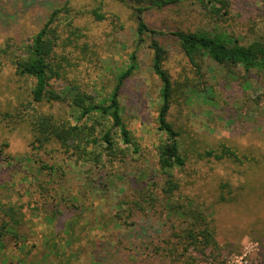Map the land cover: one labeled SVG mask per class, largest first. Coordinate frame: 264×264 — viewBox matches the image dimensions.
Masks as SVG:
<instances>
[{
  "label": "rangeland",
  "instance_id": "1",
  "mask_svg": "<svg viewBox=\"0 0 264 264\" xmlns=\"http://www.w3.org/2000/svg\"><path fill=\"white\" fill-rule=\"evenodd\" d=\"M65 1L0 0V46L17 34H34L51 9ZM68 1L79 28L67 48L72 64L65 67L63 78L51 81L55 87L71 81L84 92L107 96L136 50L137 68L125 80L119 101L123 122L139 152L100 167L105 174L122 178L115 182L119 189L103 192L92 183L97 168L74 156L66 158L59 152L50 156L33 149L25 125L11 130L0 126V145L8 144L3 150L12 156L10 164L0 160V223L8 218L7 206L25 204L21 225L12 230L22 244L0 247V264L193 263L180 254L178 235L185 224L160 212L166 200L164 177L154 171L141 190L124 185L131 177L135 180L134 167H144L151 174L157 166L156 146L166 138L157 122L161 83L151 67L152 36L145 33L138 40V19L163 31L155 38L167 49L163 67L174 85L168 119L180 131L186 162L175 171L179 188L172 199L188 201L213 219L221 252L214 264H264V73L242 66L228 68L206 55L198 57L194 66L165 35L175 29L212 32L218 25L241 43L264 41V0H231L229 13L220 17L206 13L197 0L148 7L140 13L122 0ZM98 7L106 15L103 20L88 13ZM4 58L2 111L8 104L30 101L27 93L32 82L15 75ZM61 108L70 118V107ZM41 109L54 112L57 106L45 104ZM222 144L236 150L242 161L197 158L204 149ZM39 159L54 163L53 168L37 171ZM39 182L47 188L42 184L37 194ZM139 204L144 210L130 216ZM117 216L131 223L125 225Z\"/></svg>",
  "mask_w": 264,
  "mask_h": 264
},
{
  "label": "trees",
  "instance_id": "2",
  "mask_svg": "<svg viewBox=\"0 0 264 264\" xmlns=\"http://www.w3.org/2000/svg\"><path fill=\"white\" fill-rule=\"evenodd\" d=\"M122 1L131 3L130 7L140 13L148 7L165 8L175 6L184 0ZM197 1L206 13L215 17L228 14L232 7L231 0ZM99 10V7L93 8L88 13L96 20L105 19L106 15ZM73 20V8L66 0L51 9L44 23L34 34L28 37L17 34L15 38L7 39L0 46V73L3 69L4 57H6L13 66L15 75L23 78L26 83L28 79L32 80L27 93L30 101L26 104L17 101L12 106L8 104L5 110H0V126L9 130L22 125L27 126L32 135L33 149L41 150L49 155L52 153V156L59 153L66 158L74 156L81 163L97 168L98 173L92 180L93 184L96 183L103 192L114 191L120 187L115 182L121 178V175L105 174L100 167L106 165V162L111 163L115 158L124 161L129 154L139 152L137 142L123 122L119 101V94L125 80L137 68L136 50L130 53L126 68L121 69L116 75L114 86L107 96L98 97L84 92L71 81L66 82L62 87H55L51 80L63 78L66 73L65 67L72 64L69 59L71 51L67 48L70 45V37L79 29L74 25ZM145 33H150L152 36L151 67L161 83L159 92L161 103L157 122L158 129L166 134V138L156 146L157 166L151 174L149 171L145 172L144 167H134L135 180L131 177L124 185L134 184L136 190H141L150 182L154 171L162 175L164 177L162 191L166 200L160 212L166 211L168 216L179 219L185 224L181 234L178 235V242L181 243L180 254L187 255L186 258L195 264L198 262L214 264L218 261L221 252L216 240L213 219L208 217L204 210L196 208L188 201L179 202L172 199L179 188L175 171L185 165L186 156L182 151L180 131L168 119L173 104L174 85L170 74L163 67L167 49L155 38L156 34L164 33L150 28L143 19H138L139 41ZM165 35H169L177 43L184 56L194 66H197L198 57L206 55L228 68L242 66L245 70L256 69L264 73V41L241 43L230 33L222 31L218 25L212 32L175 29ZM45 104L50 108L57 106V113L42 110L41 105ZM61 106L70 107V118H66L64 112H60ZM3 146L7 147L8 144L4 142L0 145V160L10 164L12 156L4 152ZM197 158L242 161V156L236 150L223 144L219 148L204 149L197 154ZM39 163L37 171L40 172L43 169L50 171L54 165L42 159H39ZM42 184V182L36 184L37 194L39 189L43 190ZM44 186L46 190L47 186ZM121 191H124V188ZM147 196L152 197L151 194ZM38 199L37 195L32 203L37 204ZM122 204L123 202L118 203L119 208ZM24 207L25 204L5 208L4 213L8 218L0 223V247L21 246L22 241L17 231L12 230L21 225ZM138 210H144V207L139 204V207L130 211L129 215L133 216ZM117 219L123 220L122 223L125 225L131 223L126 218L117 216Z\"/></svg>",
  "mask_w": 264,
  "mask_h": 264
}]
</instances>
